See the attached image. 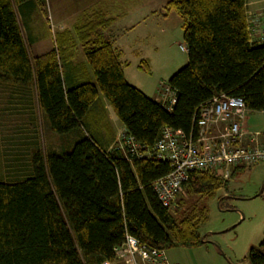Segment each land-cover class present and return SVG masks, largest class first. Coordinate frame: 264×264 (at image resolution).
<instances>
[{
    "label": "trees",
    "instance_id": "obj_1",
    "mask_svg": "<svg viewBox=\"0 0 264 264\" xmlns=\"http://www.w3.org/2000/svg\"><path fill=\"white\" fill-rule=\"evenodd\" d=\"M45 3L0 0V86L25 101L34 94L46 130L66 140L60 150L33 149L29 165L0 166V264H104L116 260L115 249L127 236L165 251L202 246L207 202L228 181L190 172L170 212L153 184L173 168L146 151L165 127L196 137L198 112L214 95L238 97L250 111L264 109V44L251 42L246 1L166 2L161 16L173 12L182 20L188 58L168 79L176 96L170 108L126 81L121 52L105 36L119 16L100 3L73 29L53 34L49 51L32 57L22 18L45 15ZM78 48L88 67L73 71L72 78L81 72L84 78L67 86L64 65ZM103 99L124 136L138 144V156L124 141L115 142ZM248 258L264 264V238Z\"/></svg>",
    "mask_w": 264,
    "mask_h": 264
},
{
    "label": "rangeland",
    "instance_id": "obj_2",
    "mask_svg": "<svg viewBox=\"0 0 264 264\" xmlns=\"http://www.w3.org/2000/svg\"><path fill=\"white\" fill-rule=\"evenodd\" d=\"M167 1L46 0L45 15L23 16V28L26 25L23 33L30 55L39 56L53 47V34L59 26L71 28L89 6L100 2L109 9L111 16H119L116 25L111 26L105 34L110 37L119 32L122 36L130 35L133 47L143 51L142 58L148 70L140 68V62L136 66L139 78L130 84L141 86L148 83L151 86L148 96L152 97L157 95L162 80L170 72L172 75L186 65L188 60L186 51L180 48L185 47L182 20L173 12L168 17L161 16L160 11H163ZM255 14L259 23L264 21V8ZM128 24H132L133 28ZM257 27L258 43L263 44L264 26ZM9 89L0 86V166L3 168L7 162L14 161L27 165L33 149H62L66 140L46 130L34 94L25 101L17 91L14 94ZM162 94L165 95L164 88ZM245 120L251 127L264 133V114L261 111L249 110ZM123 134H120V143H123ZM227 181V189L221 188L207 202L209 220L200 227L205 244L191 249L176 247L166 250L171 262L251 264L248 258L250 250L264 238V164L244 166L234 171Z\"/></svg>",
    "mask_w": 264,
    "mask_h": 264
},
{
    "label": "built area",
    "instance_id": "obj_3",
    "mask_svg": "<svg viewBox=\"0 0 264 264\" xmlns=\"http://www.w3.org/2000/svg\"><path fill=\"white\" fill-rule=\"evenodd\" d=\"M258 25L264 26V21L257 22ZM180 48L186 50L183 46ZM165 94H162L161 103L170 108L175 103V92L167 87ZM248 112L242 99L221 93L200 108L196 137L168 127L162 130L160 139L146 155L166 161L173 168L153 184L156 197L165 209L175 210L178 198L185 194L190 172H208L227 181L232 168L264 164V141L260 134L247 135L241 129ZM261 112L264 114V109ZM122 141L138 156L139 148L134 138L123 134ZM115 256L116 260L125 262L139 259L144 264H180L171 262L165 250L148 247L132 236H127L115 249Z\"/></svg>",
    "mask_w": 264,
    "mask_h": 264
},
{
    "label": "crops",
    "instance_id": "obj_4",
    "mask_svg": "<svg viewBox=\"0 0 264 264\" xmlns=\"http://www.w3.org/2000/svg\"><path fill=\"white\" fill-rule=\"evenodd\" d=\"M245 1H246V14H247V21H248L249 30H250L251 42L254 43V44H258L260 38L257 35V22H258V19H256L257 17H256L255 13L259 12L261 10V8H264V0H245ZM95 4L96 3H94V5ZM170 16H172V14ZM160 18H161V16H160ZM160 18H157V20H159ZM173 18H176V17H173ZM116 23H114L112 25V27L115 26ZM74 24L72 25L71 28H62V26H59V29L56 32L63 31L64 29H70L71 30V29H73ZM127 26L128 27L131 26V28H133L132 24H128ZM157 28H159L158 25H157ZM129 34H130V32H129ZM126 35L127 34L122 36L121 32H119L118 34L115 33L114 35L111 34V37L109 35L105 34V36H107L111 40L113 46L116 47L121 52V56H120L119 60L122 63L123 73H124L125 79L130 84L131 81L135 82V80L137 78H139V74L137 73L138 70L136 69V66L141 61H143V58H142L143 51L135 49L133 47V45H132V38H130V35H128V36H126ZM186 53H187V51H186ZM84 65L88 67V65L86 63V59H85V57L83 55L82 50L80 48H78V50L75 52V56H74L72 62L70 64H68V65L67 64L64 65V72H65V79H66V85L67 86H73L78 81H80V80H82L84 78V76L82 75V72H83L84 68L87 69V67H84ZM79 70L82 71L80 73V75H79V78L78 79L72 78V72L73 71H79ZM177 71L178 70L174 71L173 74L175 72H177ZM172 75H171V72H170L166 76V79L162 80V84L158 87V90H157V93H156L157 95H154L152 97L148 96L149 95L148 91L150 90V87H151L148 83H144V85H141V86L138 85V84L133 85V86L138 87V89H140L147 97L161 102L162 95H160V94L162 92V89L163 88L166 89L167 87H169L168 84H167V81ZM103 104H104V107H105L106 112H107L108 121L110 122V124H111V126H112V128H113V130L115 132V142H120V139H119L120 138V134H123L125 129L118 122V120L115 117L111 107L108 105V103L104 99H103ZM241 129H242V132L246 133L247 135L257 134V133L260 134L259 137L261 138V141H264V133L260 132L259 130H256L253 127H251L249 124H247L246 120L242 124V128ZM239 168L240 167L232 168L231 176L233 175L234 171L237 172V170H241V168H244V166L241 167L240 169ZM231 176H230V178H231ZM104 264H144V263H142V261H140L139 259H136L135 262H125L124 260L121 259V260H115V261H112V262H105Z\"/></svg>",
    "mask_w": 264,
    "mask_h": 264
}]
</instances>
